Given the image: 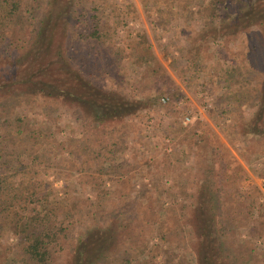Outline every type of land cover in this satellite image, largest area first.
<instances>
[{"label": "trees", "instance_id": "16d2710c", "mask_svg": "<svg viewBox=\"0 0 264 264\" xmlns=\"http://www.w3.org/2000/svg\"><path fill=\"white\" fill-rule=\"evenodd\" d=\"M143 1H154L151 10H146L158 14V25L162 24V15L169 23L177 17L189 22L190 13L195 15L200 29L191 42L192 54L198 59L205 47L218 51L221 57L210 68L212 81L226 89L221 100L233 105L232 112L256 107L249 121L236 125L235 133L255 135L264 148V0H184L183 4L180 0ZM94 2L0 0V235L17 237L15 245L20 249L22 264H57V248L68 238L66 222L78 207L76 202L69 204L66 197L51 193L49 186L37 178L40 169L60 164L50 155L51 139L42 137L39 130L26 129L25 118L14 117L15 103L25 98L47 104L51 110L53 101L69 99L74 114L83 115L90 126L87 139L72 152L76 159L72 164L88 183L101 188L98 198L116 201L124 196L123 186L131 178V163L123 155L129 127L143 120L130 118L142 104H153L158 98L150 97L148 102L130 99L120 91L100 87L94 80L109 75L113 68L119 70L127 56L125 50L116 47L112 25L98 10L95 13L96 9H91L86 19L80 16L73 20L76 3L84 7ZM81 24H85L82 30ZM83 37L91 46L83 54L94 65L90 76L83 74V65L77 63L83 59V48L72 43ZM128 38L132 46L129 57L143 67V77H165L147 34H130ZM213 106V115L227 114L219 98ZM1 116H5L4 121ZM201 124L206 126L208 150L197 156L192 177L186 178L177 194L184 219L177 222L176 240L197 256V264H264V249L259 248L261 253H257L250 241L246 245L251 243V248L233 246L237 242L233 232L238 225L245 226V221L257 222L258 231L248 230L247 234L264 235V201L246 195L242 185L248 177L245 166L209 123ZM1 125L7 128L5 134ZM195 129L188 130L183 141H190ZM156 165L163 169L159 180L174 166L167 155ZM175 175L181 177L180 170ZM180 182L176 180L174 186L177 188ZM148 195L144 189L133 201L136 205L144 202L135 211L136 219L120 223V231L126 234L125 249L116 245L114 233H107L106 239H95L88 232L87 238L78 237L72 257L64 264H184L174 257L172 249L163 246L172 230L165 232L163 228L169 210L165 215L160 198L155 204L146 202ZM154 227L160 230V251L141 259L149 251L147 241ZM131 248L139 251L128 253ZM1 264H15V259Z\"/></svg>", "mask_w": 264, "mask_h": 264}, {"label": "rangeland", "instance_id": "374dc122", "mask_svg": "<svg viewBox=\"0 0 264 264\" xmlns=\"http://www.w3.org/2000/svg\"><path fill=\"white\" fill-rule=\"evenodd\" d=\"M153 2L144 4L143 0H95L94 3H87L88 5L84 7L76 3L72 11V18L75 20L80 16L81 19L88 18L92 13L91 9H96L95 13L98 10L112 25L111 33L116 47L125 50L127 55L122 60L119 70L113 68L112 74L109 72V75L94 77L100 87L110 91H120L126 97L139 101L148 102L150 97H158L153 104L146 106L142 104L138 113L130 118L141 119L142 117L143 120L139 122V125L129 127L123 155L124 160L131 163L132 170L129 173L131 178H127L129 180L123 186L124 196L121 199L113 201L98 198L101 188L95 185L97 183H88L86 177H83V172H78L72 164L76 160L72 152L76 146L87 139L90 126L83 115L74 114V107L69 99L61 102L53 101L51 110L47 104L25 100V98L14 105L16 115L14 117L25 118L27 121L23 125L26 129L39 130L43 133L42 137L51 139L50 155L60 164V167L52 165L50 168L40 169L41 172L37 178L49 186L51 193L66 197V202L69 204L76 202L78 207L71 212L66 222L68 238L62 241V247L57 248V264L67 263V258L72 257V248L78 237L87 238L88 232H91V236L95 239L96 237L106 239L107 233H114L116 245H119L120 249H125L126 234L124 230L120 231V223L125 225L136 219L135 211L139 210L138 208L144 202H137L138 205H136L133 201L144 189L149 191L148 197L145 198L146 202L155 204L160 198L166 211L164 214H168L167 210H169L167 223L165 222L163 227L165 230H163L165 232L172 230L167 236L168 243H163V246L168 250L172 249L174 257L184 260V264H197V256L186 249L184 242L179 243L176 240L179 232L177 222L179 220L183 222L184 219L182 218L184 214L180 211V194L178 196L177 194L181 193L179 189L185 186L186 178L192 177L197 156L208 150L204 135L206 126L203 127L201 123H209L221 141L245 166L248 177L242 185L246 195L250 198L256 197L258 201H264V148L259 140L256 141L258 138L255 135L235 133L236 125L249 121L256 107L249 106L232 112L233 105L221 100L226 89L212 81L210 68L217 57H221L217 56L218 51L205 47L199 51L198 59L192 54L191 42L197 37L200 29L199 23L194 20L195 15L193 17L190 13L189 22L183 21L182 17H177V21L170 23L166 15H162V24L158 25L155 23L157 21L155 17L158 14L154 15V10L152 12L146 10H151ZM180 3L183 4L184 0H180ZM111 10H113L112 13ZM84 26L85 24H81L80 30ZM136 33L147 34L152 49L166 72L165 77H159L157 80L143 77V67L135 62L134 57H129L132 46L128 36ZM72 43L83 48L82 55L91 49L90 43L84 37ZM77 63L83 65L85 71L83 74L90 76L93 63L84 58V55L83 59L80 58ZM96 65L101 66L99 61ZM163 97H169V101L164 103ZM217 98L227 112L223 117L215 116L210 111L216 104ZM211 105V109L208 110ZM187 116H190L191 120L185 123ZM4 119L5 116H1V121ZM197 124L202 126L199 127ZM194 128L196 129L191 140L183 141L182 138L188 130ZM5 129H7L6 126L1 130L3 134ZM164 155L170 158L174 166L159 180L163 169L156 165V161H162ZM179 170L181 177L176 178L175 173ZM178 179L181 182L176 188L174 185ZM105 185L110 186V182L105 181ZM122 210L123 214L120 213ZM244 223L245 226L238 225L233 232V236L237 239L233 245L234 249L240 248L242 244L251 248L252 243L256 252L261 253L259 248L264 249V235L250 236L246 232L258 231L256 230L257 222L245 221ZM152 233V238L147 241L149 251L146 250L141 259H146L147 254L153 255L160 251L157 247L162 242L159 228L154 227ZM16 241L17 237L13 234L0 235V264L11 258L15 259V264H22L21 252L15 245ZM248 241L251 242L250 246L246 245ZM110 248L111 246L106 249ZM136 248L128 249L127 252L136 253L139 251ZM242 249L246 250L245 247ZM103 255L105 256L104 253Z\"/></svg>", "mask_w": 264, "mask_h": 264}, {"label": "built area", "instance_id": "2783aa9c", "mask_svg": "<svg viewBox=\"0 0 264 264\" xmlns=\"http://www.w3.org/2000/svg\"><path fill=\"white\" fill-rule=\"evenodd\" d=\"M162 101L164 103H167L169 101V97H163ZM191 120L190 116H187L186 119L184 120L185 123L189 122Z\"/></svg>", "mask_w": 264, "mask_h": 264}]
</instances>
